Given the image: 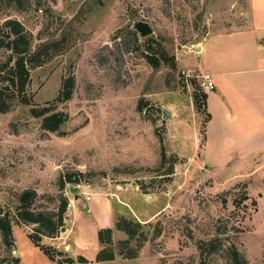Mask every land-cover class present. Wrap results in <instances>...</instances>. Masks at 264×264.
Listing matches in <instances>:
<instances>
[{
    "label": "rangeland",
    "instance_id": "rangeland-1",
    "mask_svg": "<svg viewBox=\"0 0 264 264\" xmlns=\"http://www.w3.org/2000/svg\"><path fill=\"white\" fill-rule=\"evenodd\" d=\"M250 8L251 0H0V31L17 20L30 42L31 102L21 104L11 87L13 106L0 113V214L12 223L10 243L0 230V264H233L232 247L245 264H264V40L239 53L249 59L244 66L260 56V69L240 74L242 84L252 81L241 114L229 104L230 115L199 112L195 93L207 90L182 74L194 69L185 58L203 66L197 47L209 33L243 26L237 13ZM137 20L153 33L141 36ZM163 51L176 67L150 64L147 55L161 59ZM16 57L0 49V69ZM70 76L73 96L58 101ZM49 105L68 114L59 132L30 113ZM26 189L37 192L36 212L58 214L67 201L63 225L41 238L55 259L31 239L44 229L17 218ZM94 192L112 198L115 245L127 237L115 228L119 217L151 223L137 258L97 261L98 232L97 253L71 248L74 208ZM154 229L162 230L156 238Z\"/></svg>",
    "mask_w": 264,
    "mask_h": 264
},
{
    "label": "trees",
    "instance_id": "trees-1",
    "mask_svg": "<svg viewBox=\"0 0 264 264\" xmlns=\"http://www.w3.org/2000/svg\"><path fill=\"white\" fill-rule=\"evenodd\" d=\"M29 39L24 33L23 25L17 20H9L5 28L0 31V49L6 48L12 51L13 55H16L15 63L11 66L5 64L0 69V113H5L13 106V101L7 98L6 90L13 87L15 90V97L21 104H31L30 99L26 93L27 87L30 83V71L26 64V55L29 50ZM147 59L152 66L158 68L162 61L167 64H171L176 67L175 57L169 56L163 51L162 58L154 55H147ZM196 84V81H193ZM75 88V77L70 76L63 82V87L60 91L58 101L69 100L73 96ZM206 92L195 93L194 103L199 112L207 109ZM139 110H143V105H139ZM205 108V109H204ZM30 113L41 119V125L44 130L49 132H59L62 125L68 120V114L63 111H56L55 105L37 107L33 106L30 109ZM165 158V154H163ZM172 171L170 170L169 173ZM70 181L72 180L69 176ZM37 197V192L33 189H26L19 195V206L17 208V218L24 223H36L43 230H37L36 235L31 234V239L34 244L39 247L45 254L51 259H55L51 252V247L41 244L42 234L48 236H55V233L60 226L63 225L64 212L66 211L67 201L61 203L60 211L58 214H47L43 212L34 211L31 206ZM151 223H141L137 220L121 216L116 220L115 228L126 234L125 239H121L115 245L113 233L114 230L111 227L101 228L98 231L99 244L101 246L97 256V261H110L116 258L117 254L126 259L137 258L140 250L144 244L149 241V233L145 230V227L150 226ZM0 230L5 237V240L10 243V237L12 236V223L10 218L2 216L0 214ZM152 238L158 237L162 230L154 229ZM62 253V251H59ZM231 258L233 264H245L240 253L232 247L230 249ZM80 262L86 263L88 260L80 256L78 258ZM73 258L69 257L65 262L72 263ZM63 262V261H62ZM59 261V264H62Z\"/></svg>",
    "mask_w": 264,
    "mask_h": 264
},
{
    "label": "crops",
    "instance_id": "crops-1",
    "mask_svg": "<svg viewBox=\"0 0 264 264\" xmlns=\"http://www.w3.org/2000/svg\"><path fill=\"white\" fill-rule=\"evenodd\" d=\"M263 10L264 0H251L249 11L240 10L237 13L238 17L243 16L246 19L243 26L227 30L219 26L217 30L209 33L203 44L197 47L196 55L201 56L204 54L205 56L203 66L192 64V57L183 60L186 66H190L197 71L203 69V71L210 72L213 75L216 87L207 91L208 110L212 109L213 112H221L224 115L227 111L230 115L233 112L227 108V104L231 105V109L237 114H241L240 109H238L239 105L245 104L249 107L251 101L247 98H251L250 87L252 81L249 78L242 84L240 76L242 73L246 75L260 69L257 65L260 56L252 55L250 62L253 63L244 66L243 64L249 59L247 57L242 58L239 53L241 50L248 48L254 50L253 44L258 40H264V38H259V32L264 30ZM227 43L230 44L227 45ZM254 59L258 60L255 62ZM262 61H264V57H262ZM210 114L212 118L214 113L211 112ZM83 194L86 198V201H83V209L75 207L73 211V219L78 228L71 248L80 249L79 252L84 254L88 250L87 248L91 246L94 247V250L96 249L97 253L100 248L96 242L97 232L101 228H113V202L112 198L99 192ZM86 205H89L88 210H86ZM61 236L58 237V240L59 243L63 244L64 242L61 239L63 235Z\"/></svg>",
    "mask_w": 264,
    "mask_h": 264
},
{
    "label": "built area",
    "instance_id": "built-area-1",
    "mask_svg": "<svg viewBox=\"0 0 264 264\" xmlns=\"http://www.w3.org/2000/svg\"><path fill=\"white\" fill-rule=\"evenodd\" d=\"M182 74L185 77L187 83L193 80H198V84L201 88L206 89L207 91L213 90L216 85L213 78V75L207 71H197L195 69H184Z\"/></svg>",
    "mask_w": 264,
    "mask_h": 264
},
{
    "label": "water",
    "instance_id": "water-1",
    "mask_svg": "<svg viewBox=\"0 0 264 264\" xmlns=\"http://www.w3.org/2000/svg\"><path fill=\"white\" fill-rule=\"evenodd\" d=\"M133 27L143 37L148 36V35L153 33L152 26L146 21L137 20L134 22ZM165 115L167 118H169L171 116V112L169 109H165ZM77 190H78V187H74V186L70 187V191L72 193L76 192ZM148 196L150 197L151 195H148ZM88 209H89V205H86V210H88Z\"/></svg>",
    "mask_w": 264,
    "mask_h": 264
}]
</instances>
